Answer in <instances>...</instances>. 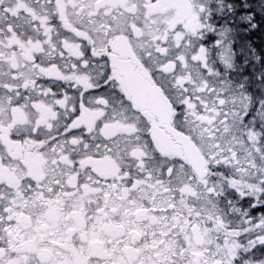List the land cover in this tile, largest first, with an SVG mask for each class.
<instances>
[{
    "label": "flooded vegetation",
    "instance_id": "flooded-vegetation-1",
    "mask_svg": "<svg viewBox=\"0 0 264 264\" xmlns=\"http://www.w3.org/2000/svg\"><path fill=\"white\" fill-rule=\"evenodd\" d=\"M214 1L84 0L90 7L68 16L72 29H65L58 20L41 25L38 20L25 23L17 15L0 17V65L4 68L15 62L26 70L36 63L29 57L37 56L45 61V72L68 74L73 66L65 68V58L91 48L97 55L107 52L117 81L108 91L89 96L84 95L83 83L73 89L71 83L45 81L57 94L67 89L60 96L64 103L57 109L59 121L53 118V122L63 123L77 108L79 114L71 126H84L99 138L87 150L71 142L68 149L72 151L45 147L46 141L27 134L38 121L36 111L30 117L19 102L0 108V244L4 245L0 257L5 258L4 264H225L221 258L208 257L205 236L215 233L216 217L209 219L200 204L214 193L210 190L214 181L230 177L224 164L210 163L198 142L196 129L202 121L200 114L192 115L194 107L184 91L185 77L187 86L194 84L195 76L203 75L208 63L218 58L217 27L231 23L233 0L220 1L222 14L214 12ZM34 7L41 16L54 14L51 0H40ZM18 12L32 20L26 8ZM67 12L73 13L70 5ZM194 24L203 27L197 29ZM177 25L181 27L174 31ZM242 38L232 49L238 58ZM201 48L204 59L194 60ZM174 87L182 90L176 100L184 97L178 103ZM158 89L168 105L158 101ZM48 99L54 103L51 96ZM174 104L185 105L180 106L179 119ZM133 110L146 118L142 127L151 126L148 131L158 153L182 161L174 166V175L172 167L161 170L163 162L156 160L150 147L145 146L134 161L131 153L105 150V137L123 133L130 121L135 126ZM195 148L203 159L200 173L192 164ZM129 173L140 189L133 193L138 202L129 201L117 215L124 193L112 191L114 184L101 193L106 185L100 178L119 179ZM78 179L80 190L75 195L65 191L74 189ZM96 197L108 206V212Z\"/></svg>",
    "mask_w": 264,
    "mask_h": 264
},
{
    "label": "rangeland",
    "instance_id": "rangeland-1",
    "mask_svg": "<svg viewBox=\"0 0 264 264\" xmlns=\"http://www.w3.org/2000/svg\"><path fill=\"white\" fill-rule=\"evenodd\" d=\"M220 1H214V12L222 14ZM238 1L233 0L230 5L231 23L216 29L220 45L218 58L208 63L203 75L195 76L198 78L187 86L185 98L194 107L192 115L200 114L203 122L199 123L196 136L207 158L211 164H224L230 177V180L214 181L210 187L214 193L200 204L209 219L216 217L215 233L205 236V247L210 250L208 257L231 264L233 255L238 254L237 264H264V246L256 245L254 250H249L247 243L260 233L247 231L245 227L246 217L264 218L260 213L264 207V81L258 71L262 62L252 47L249 31L257 27L253 19L261 15L256 12L260 13V7L263 9L264 0ZM240 36L243 38L239 42L238 58L232 49ZM202 85L208 91H202ZM180 93L182 90L174 87L175 100ZM183 98L180 96L177 103ZM196 100H200L199 110ZM249 133H255L254 141ZM235 192L246 198L234 196ZM253 198L259 202L256 208L252 207Z\"/></svg>",
    "mask_w": 264,
    "mask_h": 264
},
{
    "label": "snow or ice",
    "instance_id": "snow-or-ice-1",
    "mask_svg": "<svg viewBox=\"0 0 264 264\" xmlns=\"http://www.w3.org/2000/svg\"><path fill=\"white\" fill-rule=\"evenodd\" d=\"M40 3V0H0V17L7 19L9 16L17 15L18 19L23 20L25 23L39 21L41 25L48 21L51 23L54 20L63 22V27L65 29H72V24L68 21V16L75 14L76 10H82L87 7H90L89 4H86L84 0H68L66 5L65 0H51V3L54 5V14L53 15H39L40 9L34 7L35 4ZM71 6L73 13L67 12V7ZM27 9V12L31 14L32 20H29V16L26 14H20L24 9ZM200 11H203V6H199ZM48 11L47 9H44ZM191 16L192 14L189 13ZM76 20L81 24L83 20L80 15H76ZM194 19V17H193ZM19 26V25H17ZM180 25L176 26L175 30L180 29ZM203 27V25L194 24V28ZM15 26H13V31ZM2 31V30H0ZM74 31V29H73ZM44 32L47 34L48 28H44ZM77 36L80 33H76ZM157 43H160L159 41ZM166 43V41H165ZM15 47V45H13ZM37 54L40 51V46L35 45ZM111 51V49H108ZM63 55V53H62ZM30 60H34L36 63L33 67L26 70H21L19 66L13 62L10 67L4 68L0 65V108L7 109L11 106L17 105L19 102L20 106L24 108L26 112H29L31 117V112L36 111L38 116V121L36 122L35 128H30L27 133L28 136L36 140L46 141L45 147H52L55 145L61 150L72 151L73 149H68L69 142L73 146H80L87 150L89 147H93L92 141H96L99 138L92 135V133L85 128L80 126L79 128H74L71 126V120L79 114L77 108H73L70 118L66 119L63 123H54L53 118L56 121H59V112L57 109L63 105L64 101L60 99L61 95H64L67 89H61L60 93L57 94L56 88L52 87L51 83L45 84V81H56L57 83H71L73 89H75L76 84L83 83L87 86V90L84 92L85 96H89L93 93H104L111 88L112 85L116 84L117 81L113 76V66L110 60V57L107 55V52L103 54H95L91 48H88L84 51H77L71 56L65 58V68L69 65L73 66V71L68 74H61L54 76L50 72H45L46 67L45 61L39 60L37 56H30ZM194 60L201 61L204 59V49L201 48L198 55L193 57ZM91 83H94V87L91 86ZM184 91L187 92V77L184 78ZM161 88L164 87V84H160ZM202 91H208L206 85H202ZM117 95L122 96V93L118 89H113ZM52 97L54 103L49 102L48 97ZM192 99V97H189ZM201 99H203L201 97ZM197 108L199 110L200 100L195 101ZM206 103V101H205ZM223 105V100L220 101ZM35 104V108L32 105ZM185 108L184 104H174L173 108L176 112V119H179L178 111L180 106ZM135 113V126L130 121L126 131L123 133H118L115 136L110 138H104L105 150L109 154L119 153L124 155L125 153H131V158L135 160L137 154L143 150L145 146L152 149V154L156 160L162 161V171H167V167H172V175L175 174L176 168L175 165L182 163L178 157H163L155 149V143L152 139L151 133L148 129L151 127L147 125L142 127V124H146V118L143 117V114L139 110H133ZM225 118L227 117V112L223 113ZM100 128V123L97 122L96 130ZM251 140H255V133H249ZM110 141V142H109ZM99 144H96L95 147L99 148ZM143 158V157H141ZM78 163V161H77ZM123 171V170H122ZM182 179V177H177ZM104 181L106 187L101 188L100 192L103 193L108 191L109 188L114 184L115 187L112 188L117 195H120L121 192L124 193L123 200L121 201V208L116 210L118 215L120 211L123 210L124 206H129L128 202L132 201V204H136V200L133 193L139 191L140 189L134 186V182L131 177V173L127 177L121 176L119 179L117 177H102L100 178ZM81 181L78 179L75 188L65 189V191H72L75 195L79 190ZM95 186V183H94ZM59 187V185H57ZM56 189L54 188L53 191ZM236 193V192H235ZM111 194V193H110ZM240 197L246 198L243 195L237 193ZM94 195V194H90ZM96 202L98 205H103L105 212L109 211V208L99 197H96ZM259 202L256 198H253L252 207L256 208ZM107 220V217H105ZM245 227L247 231H256L260 234L255 236L253 239H250L248 243L249 250H254L256 245L264 246V218L258 220H252L251 218H245ZM4 245L0 244V248H3ZM239 258L238 254L233 255L232 264H236L237 259ZM93 259V258H89ZM4 257H0V264H4ZM27 264V262H26Z\"/></svg>",
    "mask_w": 264,
    "mask_h": 264
},
{
    "label": "trees",
    "instance_id": "trees-1",
    "mask_svg": "<svg viewBox=\"0 0 264 264\" xmlns=\"http://www.w3.org/2000/svg\"><path fill=\"white\" fill-rule=\"evenodd\" d=\"M264 9V5L262 6ZM261 7L259 9L260 13L256 12V15L261 14L257 19H253L255 25V30L250 31V41L252 44L253 49L256 50V53L260 56L261 67L258 66L259 74L263 77L264 81V10ZM251 10H248L250 12ZM251 13V12H250ZM254 18V17H253ZM252 28V27H251ZM245 75V74H244ZM258 90V89H257ZM251 191V190H249ZM261 214H264V207L262 208Z\"/></svg>",
    "mask_w": 264,
    "mask_h": 264
},
{
    "label": "water",
    "instance_id": "water-1",
    "mask_svg": "<svg viewBox=\"0 0 264 264\" xmlns=\"http://www.w3.org/2000/svg\"><path fill=\"white\" fill-rule=\"evenodd\" d=\"M158 92H159V93H157V96H158V99H159L158 101L167 104L168 101H167L166 98L164 97L162 91H160V90L158 89ZM167 105H168V104H167ZM166 107H167V106H166ZM195 149H196V148H195ZM195 154H197L196 156H194V160L196 159V162H192V164H193L195 170H197V172L200 173V172H201V169H202V167H203V165H204V164H203V159H201V158H202V155H200V153L198 152L197 149L195 150Z\"/></svg>",
    "mask_w": 264,
    "mask_h": 264
}]
</instances>
